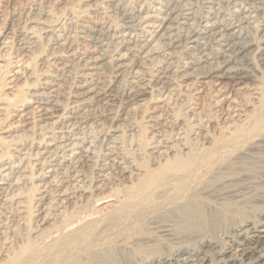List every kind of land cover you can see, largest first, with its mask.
<instances>
[{
    "label": "bare ground",
    "instance_id": "6f19581e",
    "mask_svg": "<svg viewBox=\"0 0 264 264\" xmlns=\"http://www.w3.org/2000/svg\"><path fill=\"white\" fill-rule=\"evenodd\" d=\"M228 1L0 0V264H264V91L247 39L262 15L264 44V0ZM182 38L199 55L181 77L205 101L188 131L166 112L165 51ZM113 92L119 116L92 112ZM145 102L148 122L172 125L169 140L152 131L149 159L119 134L139 133Z\"/></svg>",
    "mask_w": 264,
    "mask_h": 264
},
{
    "label": "rangeland",
    "instance_id": "374dc122",
    "mask_svg": "<svg viewBox=\"0 0 264 264\" xmlns=\"http://www.w3.org/2000/svg\"><path fill=\"white\" fill-rule=\"evenodd\" d=\"M50 1H53V0H50ZM129 2H130V5H132L133 4V0H128ZM145 1H148V0H145ZM226 2V0H224V3L222 4L223 6L221 7V10H223V11H225L226 9H229L230 7H231V4H230V1H228L227 0V4L225 3ZM101 4V5H100ZM102 5H104V3H99V4H97V8H105L104 10H105V14H106V16L108 15H110L109 16V18L111 17V18H113V19H111V23H112V25L113 26H118V24L120 23L119 22V20L117 19V15L116 14H112L111 12H110V8H106L105 6L106 5H104V6H102ZM100 6V7H99ZM133 6H134V4H133ZM224 7L226 8L225 10H224ZM7 8V9H6ZM2 9V8H1ZM5 11H8V10H10V7H7V6H5ZM108 10V11H107ZM78 10H76V9H73L72 10V13H73V15L75 16V17H80V15H82V13L80 12V11H78ZM65 10L63 11V12H61V13H58V14H56V19H57V21H62L64 18H65ZM58 15V16H57ZM114 16V17H113ZM60 17V18H59ZM117 20V21H116ZM253 22H252V27H251V29L249 30L250 32H249V37L247 38V39H249V41H250V39H251V41L250 42H252L251 43V52H250V54H249V58L251 59L250 61H251V67L253 68V70H252V68L250 69V72H253L255 75H257V77H258V81H257V83H258V85H260L259 86V88L262 86V88L261 89H263V91H264V66H263V64H261V60L259 59L260 58V56H259V54H264V50H256V47H258V46H261V47H263V45L264 44H262V40H261V33H260V30H259V27H260V22H261V20H262V15L261 16H257V17H254L253 18ZM258 20V21H257ZM257 22V23H256ZM253 24H255V26L253 25ZM259 26V27H258ZM253 28L255 29V30H253ZM257 29V30H256ZM254 31V32H253ZM257 34H259L258 36H257ZM255 35V36H254ZM257 38V39H256ZM260 39V40H259ZM181 42H180V44L175 48V49H173V50H167V51H165V52H168L167 54L169 55H167V57L168 58H170V66H171V69H172V75H171V80H172V85H173V90H172V93H171V95L172 96H170V100L172 101H169L168 102V104H167V107H166V112L167 113H169V115L170 116H175V117H178L181 121H182V128H183V130H186V131H188V130H191V129H193L192 127H194V119H195V115H193L192 114V106L193 107H195V106H197V105H199V103H204L205 101H203L202 102V98H199L198 96H196L195 94H194V91H193V89H192V87L193 86H195L196 85V83L198 82V79H192V81L190 82L189 81V83H191V84H188L187 85V87H186V85H185V83L187 84V82H184L183 81V78L181 77V70H182V66L184 65V63L185 62H188V60H191V58L193 59V58H195V57H197L199 54H195L192 50H190V48H189V46H188V44L186 43V42H184L183 41V38L180 40ZM183 41V42H182ZM184 43V44H183ZM255 43V44H254ZM43 45L45 44V41H43V43H42ZM41 46V50H43V51H47V50H49V46L47 45V44H45L44 46ZM187 45V46H186ZM46 46H47V48H46ZM180 47V48H179ZM40 49H39V52L41 53V52H43V51H41ZM192 53H191V52ZM34 53V52H33ZM188 53L190 54V55H188ZM192 54V55H191ZM194 54V55H193ZM35 56H33L32 58H33V60L31 59V61H30V66H31V68L32 69H35L36 68V64H37V56L36 55H38V53H36L35 52V54H34ZM251 55V56H250ZM195 56V57H194ZM35 57V58H34ZM187 58V59H186ZM190 58V59H189ZM186 60V61H185ZM34 66V67H33ZM111 73V74H109V73ZM105 78H107V80H113V71L110 69V71H109V69L107 70V72L105 71ZM107 75V76H106ZM174 77V78H173ZM181 77V78H180ZM194 81H195V83H194ZM154 82L153 81H150L149 82V88L148 89H150L149 91L151 92V94L149 95V97L150 96H153L154 94H157L158 92H159V86L158 85H156V84H153ZM175 85V86H174ZM155 86V87H154ZM179 86V87H178ZM185 90H187V91H185ZM189 90V91H188ZM153 91V92H152ZM180 91V92H179ZM191 92L195 95H191ZM188 93V94H187ZM175 94V95H174ZM177 94V95H176ZM170 95V94H169ZM193 96V97H192ZM246 96V97H245ZM245 96H244V98H245V100H247V99H249V95H248V93H246L245 94ZM247 96H249V97H247ZM117 97H118V99H117ZM120 97V98H119ZM112 98V99H111ZM108 99V100H107ZM122 101H121V100ZM149 99V98H148ZM106 100V101H105ZM174 100V101H173ZM177 100V101H176ZM103 101H104V104L105 105H107V106H105L104 104H103ZM112 101V102H111ZM149 101V100H148ZM111 102V103H110ZM109 103H110V105H109ZM174 103V104H173ZM69 105H70V103H69ZM69 105H68V107H69ZM72 105V104H71ZM101 105V106H100ZM104 107H103V106ZM144 106H141V108H138V110L136 109V110H134L135 111V114H134V112H132V114L130 115V120L131 121H133L137 126H139V129H140V131H139V133H132V132H130L129 131V127L127 126V122H125V123H122L120 126L121 127H119V129H120V131H119V134H120V144H122V148H123V151H126L127 153L128 152H130L131 150L133 151L134 150V148H135V144H139L140 145V147L141 148H144V149H142V152H143V154H142V156H143V158H146V156H147V154H148V156H147V158L146 159H149V157H151L150 156V154H149V149H148V147H150L151 146V144H153L152 143V141L154 140V138L152 137V133L153 132H155V130H157V129H159V131H161L162 132V134L164 135V137L166 138V139H171V136H172V125H170V123H167V124H165V126L166 127H162L160 124H158L157 122H148L147 120H146V118L144 117V114L143 113H145L146 111H147V109H148V102H145L144 104H143ZM94 106V107H93ZM93 106H91L90 107V109L92 108V112H94V113H99V114H101V113H103V114H107V115H109L110 117H112V116H114V117H117V116H119L120 114H121V112H122V110H123V106H124V100L122 99V97L120 96V95H118L117 93H112L110 96H108L107 98H103L102 100H100L99 102H95L94 104H93ZM99 106V107H98ZM190 106H191V108H190ZM103 107V108H102ZM95 108V109H94ZM105 108V109H104ZM168 108V109H167ZM142 109V110H141ZM188 109V110H187ZM103 110V111H102ZM145 111V112H144ZM110 112V113H109ZM191 112V113H190ZM115 114V115H114ZM193 116H192V115ZM112 115V116H111ZM210 115L213 117V120L214 121H216L217 123L218 122H220L219 121V118H221V112L220 111H217L215 108H213V110H212V108H210ZM185 116H186V119H185ZM183 117V118H182ZM211 117V118H212ZM216 118V119H215ZM185 119V120H184ZM148 122V123H147ZM150 123V124H149ZM186 123V124H185ZM149 124V125H148ZM192 124V125H191ZM153 126V127H152ZM159 126V127H158ZM168 126V127H167ZM170 126V127H169ZM188 126V127H187ZM150 129H149V128ZM157 127V128H156ZM128 128V129H127ZM152 129V130H151ZM167 129V130H166ZM163 130V131H162ZM142 131V132H141ZM153 131V132H152ZM121 132V133H120ZM138 132V131H137ZM132 133V134H131ZM133 135V136H132ZM137 135V136H136ZM139 135V136H138ZM146 136V137H145ZM142 137H144V138H142ZM150 137V138H149ZM25 138H22V137H19V138H17V141L18 142H20V141H22V140H24ZM28 139H31V137L30 138H28ZM132 141H131V140ZM137 140V141H136ZM141 141H142V143H141ZM145 141V142H144ZM131 142V143H130ZM147 142V143H146ZM144 143V144H143ZM147 145V146H146ZM125 147V148H124ZM99 150V149H98ZM102 150H100V152H101ZM131 151V152H132ZM146 151V152H145ZM146 153V154H145ZM136 158V157H135ZM136 159H138V158H136ZM139 160V159H138ZM85 171V173H86V176L87 177H89V178H91L94 174V172L93 171H89L88 169L87 170H84ZM91 173V174H90ZM106 204H102V205H100V206H97V207H95L94 209H93V211L94 210H96V209H99V208H101V207H103V206H105Z\"/></svg>",
    "mask_w": 264,
    "mask_h": 264
}]
</instances>
